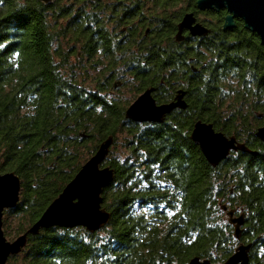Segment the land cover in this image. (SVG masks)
<instances>
[{"label":"trees","instance_id":"obj_1","mask_svg":"<svg viewBox=\"0 0 264 264\" xmlns=\"http://www.w3.org/2000/svg\"><path fill=\"white\" fill-rule=\"evenodd\" d=\"M197 1L0 0V173L21 179L5 236L24 234L114 138L108 223L43 229L8 264H224L250 243V264H264V46ZM188 12L210 32L178 41ZM149 88L158 104L184 91L187 108L162 123L127 119ZM199 120L256 153L210 165L190 137ZM231 210L245 215L239 239Z\"/></svg>","mask_w":264,"mask_h":264},{"label":"water","instance_id":"obj_2","mask_svg":"<svg viewBox=\"0 0 264 264\" xmlns=\"http://www.w3.org/2000/svg\"><path fill=\"white\" fill-rule=\"evenodd\" d=\"M46 5L55 0H40ZM197 8L201 11L226 10L225 28L234 25L240 18L245 26L256 33L264 46V0H198ZM188 31L192 36H206L210 30L197 20L193 12L186 13L178 24L176 39H184ZM153 88L144 91L128 107L125 116L137 123H162L174 109H186L185 92L179 90L174 101L158 104L153 97ZM256 135L264 140V127L258 129ZM192 141L200 148L207 162L216 167L226 159L231 151L256 153L235 136H226L217 131L212 123L197 121L190 135ZM113 136L102 142L96 153L80 168L74 178L64 187L62 192L49 204L41 217L22 235L9 240L3 230L4 211L15 207L20 200L21 179L15 172L0 173V264H8L11 257L20 254L28 243L30 235H38L43 229L51 227H85L95 232L105 226L110 213L103 208V190L114 180V170L104 166V162L113 144ZM1 156V155H0ZM224 210L227 208L224 206ZM229 222L234 225L235 237L239 239L245 215L234 216L229 211ZM252 244H241L224 264H250ZM189 264H210V260L193 258Z\"/></svg>","mask_w":264,"mask_h":264},{"label":"rangeland","instance_id":"obj_3","mask_svg":"<svg viewBox=\"0 0 264 264\" xmlns=\"http://www.w3.org/2000/svg\"><path fill=\"white\" fill-rule=\"evenodd\" d=\"M127 96H129V95H127ZM120 141H122V139L120 138ZM120 145H122V142H120ZM124 147H119L118 149H119V151H122V149H123ZM9 237V240H14L15 238H17V237H13V235H11V236H8ZM9 264H10V262H9Z\"/></svg>","mask_w":264,"mask_h":264},{"label":"flooded vegetation","instance_id":"obj_4","mask_svg":"<svg viewBox=\"0 0 264 264\" xmlns=\"http://www.w3.org/2000/svg\"><path fill=\"white\" fill-rule=\"evenodd\" d=\"M240 213L238 211H234V216L237 217Z\"/></svg>","mask_w":264,"mask_h":264}]
</instances>
